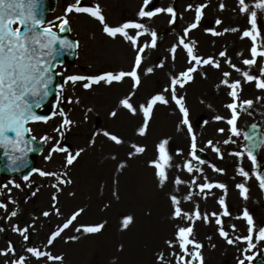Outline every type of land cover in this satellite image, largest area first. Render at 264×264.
<instances>
[{
	"label": "rangeland",
	"instance_id": "obj_1",
	"mask_svg": "<svg viewBox=\"0 0 264 264\" xmlns=\"http://www.w3.org/2000/svg\"><path fill=\"white\" fill-rule=\"evenodd\" d=\"M213 1L80 0V5L84 7L99 5L109 26H120L128 22L143 23L149 32L155 31L157 37L164 34L155 49H146L143 54V63L139 70L141 84L135 89L131 102L134 106H138L146 103L153 95L162 93L169 98V104L156 106L147 133L141 137L138 131L143 123L142 114L138 112L133 116L119 103L133 91V82L130 78L112 85L104 83L93 85L89 89L83 87L87 81L75 85L63 82L61 87L63 91L61 92L60 88L50 101L47 122L29 123L31 134L44 144L42 152L35 160L32 174L27 180L18 176H0V203H5L7 207V211L0 209V227L5 229L0 232V252L5 251L10 244L15 252V255H0V264H11V261L20 256L26 258V264H160L156 257L161 252L165 256L164 264H176L175 258L170 253L175 252L179 256L180 250L178 247L168 248L165 241L173 240L177 228L186 227L189 222L171 218L173 208L169 200L170 195H177L181 199L180 206L184 211L193 213L198 205L202 215H209L207 223L201 219L194 225V239L203 245L201 252L204 264H239L240 260H244V264H250L248 256L254 257L259 252L264 254V241L256 239L258 229L264 227V190L260 189L254 175V172H257L256 168H253L246 154L243 158L230 155L232 152L246 151L243 131L247 124L259 121L264 126V90L257 89L255 81L244 83L247 88L242 86V91L239 93L240 100H252L254 103L251 109L240 112L241 117L237 122L241 131L239 137H231L226 125V118L229 116L228 110H225L228 91L222 93L216 89V83L211 85L208 83L210 86L207 82L204 83L203 74L200 72L206 71L203 69L198 71L195 79L184 89L185 94L182 92L181 95V91H177V96L180 94L185 98L184 105L192 112L193 123L190 124L193 134L201 135L200 139L196 140L198 160L191 158V134L188 133L187 126L181 122L182 116L178 106L171 101L170 93L164 92V89L170 86L171 78L190 66L183 53L184 62L180 65L176 64L180 55L178 37L183 36V27L192 21L195 22L194 12L198 3L207 4L204 10L207 16L216 6ZM215 1L224 5V11L222 14L219 12L210 14L212 20L213 17L228 22L235 20L231 22L237 24L236 34L239 38L245 31L251 29L250 12L241 13L237 0V3L233 0ZM255 2L256 0H246L250 10H256L258 13L257 28L260 35L257 36L256 46L259 50H264V11L254 9ZM75 3L77 0H58L56 9L48 17V22L55 25L60 17L68 19L71 34L79 43L76 60L73 63L66 61L59 67L64 74V81L71 75L96 76L108 72L130 71L136 55L131 42L120 36L115 39L108 37L103 32V25L86 13H66V6ZM169 7L176 13L175 23L171 22V17L166 11L158 13L151 19L139 16L141 9L154 12L156 9ZM199 29L201 36L205 32L209 34L208 29L203 30V25ZM228 29L231 27L229 26ZM128 31L135 35L136 30ZM217 31L223 32L218 27ZM228 32L225 33L227 38ZM244 38L246 40L244 58L251 59L252 40L248 37ZM150 40V35L142 36L138 40V45L149 43ZM204 44H199L200 49L198 48L203 54L207 52ZM173 46L177 48L175 60L172 59L171 53ZM212 51L216 49L212 48ZM213 56L216 57L215 52ZM216 60L220 62L218 58ZM161 63L164 67H157ZM148 67H152L154 71L146 75ZM221 67L208 70L217 77L232 68L226 62L223 68L227 70L221 72ZM261 67H264V57H257L256 65L250 68H254L255 75L259 76ZM249 73L254 75V72ZM191 93L192 105L196 110L189 102ZM58 95L62 97L60 102L57 101ZM220 96L218 102L221 109L216 112L225 119L221 121L215 119L213 124L210 123L212 114L203 113L201 108L197 110V106L201 107L202 102L212 103ZM68 100L73 103H68ZM60 110H63L73 121L70 130L55 131L60 127L63 119L58 115ZM113 111L117 112L115 117L110 115ZM249 112L251 115L248 114ZM204 116L205 124H200V118L203 119ZM197 119L198 123H195ZM221 128L224 129L223 133L219 132ZM105 131L117 135L124 143L116 145L103 135ZM45 136L49 137L47 142L43 139ZM229 138L235 142L224 144L223 141ZM164 140L168 141L165 148L171 157L172 167L167 170L168 182L164 187H160L155 169L150 165L158 159L157 146ZM209 141H212L213 146L217 145L220 148L223 159L218 158L215 152H212L213 155L208 152L211 149L208 147ZM132 144L142 146L146 150L143 154L133 155L129 159L128 153L134 151L131 148ZM54 146L67 148L68 153H52L51 149ZM80 149H83L80 157L72 166L66 167V156L69 153L74 155ZM198 151H203L202 157L198 156ZM49 155L52 157L50 160L46 159ZM261 155L264 156V149ZM199 160H204L205 163L201 165ZM186 162H191L193 168H199L201 171L189 174L183 170ZM121 163L126 164L122 170L119 169ZM210 165L223 169V173L213 171ZM241 167L249 173L247 179L238 174V169ZM39 171L55 172L57 175L66 172L67 178H70L72 183L60 186L61 190L57 192L52 187L57 183L56 179L41 177ZM177 176L184 180L185 184L174 186L172 181ZM205 177L210 183L225 184L226 194L220 189L213 188L206 199L203 195H195L199 190L191 183L192 179H195L198 185L205 182ZM61 178L65 177L61 175ZM240 183H244L249 189L247 200L241 197L236 187ZM14 184H19L20 188H15ZM190 191L193 193V198L191 201H185L184 197ZM53 195L57 196L56 207L59 209V215L52 207ZM220 199H225L229 216L222 215L223 209L218 203ZM81 208L84 211L76 221L52 245H48L47 241L51 233ZM245 209L253 216L257 230L253 233L252 241L255 247L250 251L248 243L244 240L249 234L247 222L242 218ZM11 211H16L17 216L8 219ZM46 211L51 215L44 217L42 214ZM212 213H216L217 216H212ZM126 216H132L134 221L129 228L124 229L122 221ZM216 218L221 219V225L215 223ZM99 224H103L104 228L96 234H87L83 231L78 233L75 230L77 227ZM13 225L21 229L32 225L29 228L27 242L12 230ZM200 227L204 235L200 234ZM221 228L228 233V238L234 241L233 244L229 245L226 239L220 236ZM70 237L77 239L71 240ZM208 246L211 248L208 249ZM27 247H36L53 256H62L63 260L50 261L42 258L37 261L26 252ZM213 247L217 253L214 257Z\"/></svg>",
	"mask_w": 264,
	"mask_h": 264
},
{
	"label": "snow or ice",
	"instance_id": "obj_2",
	"mask_svg": "<svg viewBox=\"0 0 264 264\" xmlns=\"http://www.w3.org/2000/svg\"><path fill=\"white\" fill-rule=\"evenodd\" d=\"M147 2V0H146ZM80 5V0H77L76 5H70L66 9V13H86L90 17L95 18L103 25V32L113 39L117 36L122 37L126 41L131 42V45L134 47L136 51V55L134 58V65L130 71H120L118 73L108 72L96 76H83V75H71L66 78L64 81L65 84L71 83L73 85L87 81L83 84L85 89L91 88L93 85H100L101 83L112 85L113 83H121L125 80V78H130L132 83L133 91L130 95L120 100V106L125 109L129 114L135 116L137 113H141L143 116V123L139 127L138 135L143 137L146 135L149 122L151 121L154 110L157 105H168L169 98H167L164 94H156L153 95L146 103H141L138 106H134L132 101V97L135 95V89L138 88L141 84V76L139 74V70L141 69V65L143 63V54L146 49H155L157 47V33L155 31L149 32L143 23H133L128 22L124 23L120 26H109L106 23L105 17L102 14V9L99 5H95L94 7H82ZM240 12L241 13H249V23L251 25V29L245 31L243 33L244 37H248L253 41V47L251 48V59H244L242 63L249 68L256 65L257 57H264V50H258L256 47V39L257 36L260 35V32L257 28V11L250 10L248 4H246V0H239ZM207 7V4H203L200 7L195 9V22L191 23L184 30V37H187L189 32L196 29L203 15V9ZM191 8V6H189ZM221 10H223L224 5H220ZM254 9L264 11V0H256L253 5ZM166 11L170 17L171 22L175 23L176 13L173 8L169 7L167 9H156L154 12H146L141 9L139 16L141 18L147 17L151 19L155 15L160 12ZM42 12L39 11V3L38 0H0V147L7 149L11 146L12 151L14 152H24L25 149L19 147L21 143L27 144L28 142L24 140V133L28 131L25 127L29 121L32 122H47V119L43 116L36 115L34 112V108H40L42 102L49 95L50 86L53 84V66L51 64L50 57H53V45L57 42L60 43L62 47L71 48L72 45L66 40L58 41L56 34L53 31V28L56 27L55 24L49 23L47 26L45 25V21L41 18ZM59 28L63 31L64 26L69 23L68 19L65 17H60ZM217 25L222 23L221 20H216ZM136 30L135 35L129 33L128 30ZM228 31L236 32L238 29H224V32L211 31V35L213 36H221ZM150 35L151 40L149 43H143L142 45H138V40L140 37ZM179 46L183 48L188 57V64L191 65L185 71L175 75L171 78L170 86L164 89L165 93H170L171 101L175 102L178 106L180 113L182 114V124L187 126V131L191 134V158L192 160H198L199 158L196 156L197 145H196V136L193 134V130L189 121V112L186 106L183 103V97L177 96V88L183 89L185 85L191 83L194 80V74L198 72L199 67L203 66H211L212 68L219 69L221 64L219 61L215 60L213 57L203 58L197 55L194 51V42L192 44L185 43L184 39L179 41ZM176 46H173L171 49L172 59L175 60ZM220 57H227L226 51H221L219 53ZM242 55V53H241ZM232 67L236 72H241V69L237 68L234 64H232L230 59L225 61ZM157 67H164L161 63L157 65ZM154 69L152 67H148L146 69L145 74L153 73ZM229 72H224V77H230ZM242 77L245 83H252L255 81V85L257 89L264 90V67H261L259 70V76L250 74L248 71L242 72ZM222 83L230 89L229 95L232 97V102L226 105V108L230 110L231 117L226 120V123L229 125V132L231 137H239L241 136V131L238 128V120L240 118L241 110L251 109L253 106L252 100L240 101L239 93L242 91V84L240 80H236L233 82H229V80L225 79ZM62 92L63 89L61 88ZM62 97L60 95L57 96V101L60 102ZM68 103H73V101L68 100ZM79 103V101H76ZM251 115V112L248 113ZM58 115L62 117V122L60 127L55 129L56 132H60L61 129L70 130V126L73 124V121L69 119L63 110L58 112ZM112 117L117 115V112L113 111L110 113ZM215 119L217 121L224 120L225 118L222 116H216ZM252 132L245 133L244 139L248 142L245 152H232L230 155L235 157L243 158L246 154L247 159L251 161L253 168L257 167V156L254 154L260 149H264V137H258L257 133V125H252ZM6 132H14L16 135V139L12 140L5 136ZM220 133L224 132V129H219ZM105 137H107L110 141L114 142L116 145H121L124 141L119 138L117 135L110 134L105 131L103 133ZM35 139V137H33ZM44 141L47 142L49 137H43ZM95 142L94 140L92 141ZM231 138L223 141L224 144L234 143ZM168 141L164 140L157 146V150L159 153L158 159L151 162V167L155 169V176L158 180V184L160 187H164L165 184L169 180L168 169L172 167L171 157L167 153L165 146ZM208 147L215 153H217L218 158L223 159V156L220 153V148L214 147L212 141L208 142ZM131 148L134 151L128 153L129 159L133 155H140L145 152V148L142 146H137L136 144H132ZM31 151L33 149H27ZM52 153H68V149L64 147L54 146L51 149ZM83 149L77 151L74 155L68 154L66 156V167L72 166L74 162H76L77 158L80 157ZM7 155V151L5 153ZM178 155L180 153H177ZM51 155L46 157V159H51ZM17 159L21 160L17 169L22 168L26 165V161H24L21 157H13L12 163L15 164ZM115 159V157H113ZM199 163L203 165L205 163L204 160H199ZM126 164H119V169H124ZM213 171L223 173V169L216 168L215 166L210 165ZM183 170H186L189 174L195 172H200L199 168H193L191 162H186L183 166ZM238 174L241 177L247 179L249 177V173L245 171L244 168L238 169ZM39 175L41 177H54L57 183L53 184L52 187L59 192L60 186L71 184L72 180L67 178V173H62L61 175L65 178H61V175H57L55 172L50 171H39ZM255 179L259 182V187L261 190H264V175L259 172H254ZM25 180L28 177H24ZM205 182L198 184L195 179H192L191 183L196 185L198 188V192L195 195H203L204 198H207V195L211 193L213 188L222 190L225 194L227 192V186L222 183H210L207 181L205 177ZM174 186H180L185 184V181L180 177H175L172 181ZM15 188H20L19 184L13 185ZM7 187V186H5ZM236 187L240 191V195L243 199H248V191L249 189L245 186L244 183L237 184ZM35 195V193H33ZM193 198V193L190 191L189 194L184 197L185 201H191ZM53 201V209L55 213L59 215V209L56 207L57 196L53 195L51 197ZM169 200L171 202L173 211L171 218L173 220H185L188 221V226L186 227H178L177 231L174 235L173 240L165 241L168 248H176L178 247L180 250V255L177 256L175 252L170 253L175 258L176 264H204V258L201 252L203 245L197 242L194 239V225L196 221L203 220L205 223L209 221L208 214H201L199 211V206H196V209L193 213H189L184 211L181 208V199L177 197V195H170ZM220 207L223 209L222 215L229 216L230 212L226 205L225 199H220L218 201ZM0 209H5L7 211V207L5 203H0ZM84 209H79L75 211L66 222L63 223L61 227H58L55 231H53L48 238V245H52L54 241L57 240L61 234L68 229L74 221H76L77 217L81 215ZM44 217H48L51 215L50 212H43ZM212 216H217L216 213H212ZM17 212L11 211L8 219L12 217H16ZM241 218V217H238ZM242 218L247 222L248 225V236L244 238V240L248 243L250 251L255 247L253 241V233L257 231L254 225V218L250 214V212L245 209L242 215ZM134 218L132 216H126L122 221V227L124 229L129 228V226L133 223ZM215 223L217 225H221L222 221L220 218L215 219ZM28 227L19 228L16 225H13L12 230L17 232L23 240L27 242L29 240ZM104 228L103 224L88 226V227H77L76 232L83 231L87 234H96L102 231ZM5 229L0 227V232H3ZM220 236L226 239L229 245L233 244L234 241L228 238V233L220 229ZM69 239L75 240L77 237H70ZM239 239V238H237ZM256 239L259 241H264V227H260L258 229V235ZM26 252L29 253L32 257H34L37 261L42 258H46L50 261H62V256H53L49 252L42 251L36 247H27ZM9 254L15 255L14 248L10 244L9 247L0 252V255L8 256ZM156 259L160 262V264H164L165 256L164 253H159ZM247 259L249 261L253 260V256H248ZM11 264H26V258L23 256L18 257L16 260L11 261ZM239 264H244V260H240Z\"/></svg>",
	"mask_w": 264,
	"mask_h": 264
},
{
	"label": "water",
	"instance_id": "obj_3",
	"mask_svg": "<svg viewBox=\"0 0 264 264\" xmlns=\"http://www.w3.org/2000/svg\"><path fill=\"white\" fill-rule=\"evenodd\" d=\"M50 0H38L39 3V11L42 12L44 15L46 13V10L51 6L49 5ZM45 6H43V5ZM42 9H44V11H42ZM58 41H60L61 39L57 38ZM54 47V53H56L57 55L55 56L56 59H64V55H66L67 53H64L63 49L60 47V43H56L53 45ZM70 59H73V57L70 56ZM54 93V88L53 86L50 87V94ZM252 132V130H251ZM250 132V133H251ZM249 133V134H250ZM15 134L13 132H6L5 136H7L9 139L15 140L16 139V135H12ZM25 141H27V144L21 143L19 145V147L25 149L24 152H14L12 151L11 147L10 149L7 148H3L0 147V170L2 172H9L12 170L13 166L16 164L12 163V158L13 157H21L24 161L28 160L29 164L33 161V156L35 155V153L40 149V146L38 145L37 142H35L32 138L26 139L25 137H23ZM39 146V147H38ZM27 149H33L31 151H28ZM7 151V155L5 154ZM17 161H19L21 163L20 159H17ZM28 161H26V165L22 168H19V170H17V173H21L20 171L24 170L28 171L30 169L29 164L27 163ZM29 168V169H28ZM22 174V173H21Z\"/></svg>",
	"mask_w": 264,
	"mask_h": 264
},
{
	"label": "bare ground",
	"instance_id": "obj_4",
	"mask_svg": "<svg viewBox=\"0 0 264 264\" xmlns=\"http://www.w3.org/2000/svg\"><path fill=\"white\" fill-rule=\"evenodd\" d=\"M215 104H217V102H215ZM200 234H203L202 233V231H201V227H200ZM204 235V234H203ZM209 248H211L210 246H208V249ZM212 251H213V253H212V256L214 257L217 253H216V251H215V249H214V247L212 248Z\"/></svg>",
	"mask_w": 264,
	"mask_h": 264
}]
</instances>
